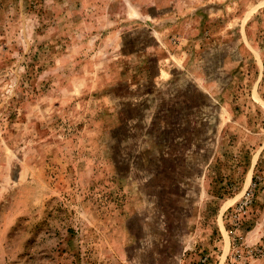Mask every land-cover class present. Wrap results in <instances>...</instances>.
<instances>
[{
    "label": "rangeland",
    "instance_id": "obj_1",
    "mask_svg": "<svg viewBox=\"0 0 264 264\" xmlns=\"http://www.w3.org/2000/svg\"><path fill=\"white\" fill-rule=\"evenodd\" d=\"M264 264V0H0V264Z\"/></svg>",
    "mask_w": 264,
    "mask_h": 264
},
{
    "label": "built area",
    "instance_id": "obj_2",
    "mask_svg": "<svg viewBox=\"0 0 264 264\" xmlns=\"http://www.w3.org/2000/svg\"><path fill=\"white\" fill-rule=\"evenodd\" d=\"M246 264V263H245Z\"/></svg>",
    "mask_w": 264,
    "mask_h": 264
}]
</instances>
